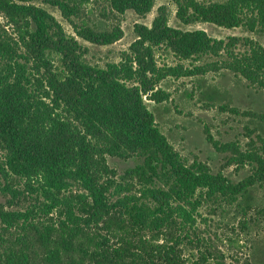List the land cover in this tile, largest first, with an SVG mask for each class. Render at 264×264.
Returning <instances> with one entry per match:
<instances>
[{
  "label": "trees",
  "instance_id": "obj_1",
  "mask_svg": "<svg viewBox=\"0 0 264 264\" xmlns=\"http://www.w3.org/2000/svg\"><path fill=\"white\" fill-rule=\"evenodd\" d=\"M38 1L0 0V264L208 263L213 255L194 215L209 201L242 207L264 185V137L261 147L243 149L208 136L231 153V165L251 167L238 183L184 159L145 100L160 102L158 84L183 69L163 73L156 50L166 47L180 60L219 58L264 94V47L173 29L160 6L151 27H135L137 40L121 60L102 67L88 61L78 38L112 45L124 37L121 16H146L156 0H103L104 23L89 16L92 0H43L74 34ZM171 1L185 25L264 34V0ZM244 114L264 122L263 114ZM110 158L137 163L120 175Z\"/></svg>",
  "mask_w": 264,
  "mask_h": 264
},
{
  "label": "rangeland",
  "instance_id": "obj_2",
  "mask_svg": "<svg viewBox=\"0 0 264 264\" xmlns=\"http://www.w3.org/2000/svg\"><path fill=\"white\" fill-rule=\"evenodd\" d=\"M91 2L87 5L88 12L92 13L89 16L106 22L102 17L106 1ZM37 3L53 14L68 33L74 34L69 22L56 7L43 0ZM160 6L168 9L169 26L173 29L182 32L203 30L211 38L225 41L230 37L251 38L264 47L263 33H251L243 27L227 29L203 22L185 25L176 17L177 7L171 0H156L152 12L146 16H140L134 10H128L121 16L124 37L112 45H94L78 38L88 50V61L102 67L107 63L119 62L121 54L128 52L137 40L135 27H151ZM156 60L163 73L170 67L183 66L181 74L168 76L158 84L160 102L145 98L158 126L174 148L188 162H206L213 173L222 171L235 183L250 176L251 167L231 165V153L218 151L208 141V136L219 144L233 142L240 144L243 149L251 143L261 147L259 137H264V122L260 123L258 119L244 113L264 115L263 92L222 68L217 64L219 58L213 56L180 60L163 47L156 50ZM109 163L122 175L137 162L134 159L123 161L110 158ZM4 203L0 192V206ZM242 204L239 207L209 201L195 213L193 227L200 238L207 241V247L213 255L206 264H264V185L251 190ZM246 205L249 209H246ZM245 209L247 215H244ZM192 248L188 245V252L196 260L199 256Z\"/></svg>",
  "mask_w": 264,
  "mask_h": 264
}]
</instances>
